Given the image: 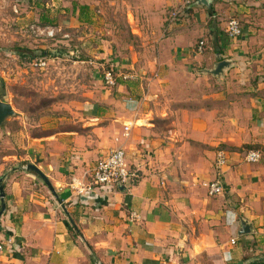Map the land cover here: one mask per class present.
Listing matches in <instances>:
<instances>
[{
	"label": "crops",
	"instance_id": "0c3cea01",
	"mask_svg": "<svg viewBox=\"0 0 264 264\" xmlns=\"http://www.w3.org/2000/svg\"><path fill=\"white\" fill-rule=\"evenodd\" d=\"M154 1L158 8L166 2ZM256 1L210 0L212 11L194 5L172 24L170 17L162 21L158 30L167 34L159 42L160 61L145 70L152 72L148 91L121 82L130 95L117 100L124 108L112 114L86 102V118L96 136L67 130L66 162L55 156L36 164L61 202L38 174L16 167L5 181L7 207L0 219V243L10 237L15 243L0 253V264H264L262 165L247 163L244 155L230 156L218 168L224 192L210 196L206 183L216 177L213 146L205 138L207 125L199 127L193 119L209 110L179 105L178 97L168 93L183 85L187 69L180 63L199 60L198 54L191 60L195 47H183L185 41L217 33L212 18L245 11ZM180 2L172 0L174 6ZM166 56L177 60L165 63ZM129 122L133 125L126 136ZM117 146L125 147L137 172L131 183L89 196L75 194L71 178L82 176ZM133 211L139 214L135 221ZM243 220L251 224L248 233H241Z\"/></svg>",
	"mask_w": 264,
	"mask_h": 264
},
{
	"label": "rangeland",
	"instance_id": "374dc122",
	"mask_svg": "<svg viewBox=\"0 0 264 264\" xmlns=\"http://www.w3.org/2000/svg\"><path fill=\"white\" fill-rule=\"evenodd\" d=\"M156 4L154 0H0V101L12 104L16 112L0 125V176L16 167L26 171L27 164L49 162L55 156L66 162L67 130L94 138L86 102L112 114L124 108V102L117 100L130 95L121 82H129L134 91L147 90L152 72L145 70L160 61L159 42L167 34L158 29L180 5L174 6L172 0L163 1L161 8ZM82 5L89 6L84 14ZM246 8L212 18L217 33L188 37L183 47H195L191 60L197 54L199 60L180 63L187 69L180 79L183 85L168 93L178 97L179 105L207 107V114H195L193 119L197 126L208 127L205 138L213 146V160L219 149L226 150L229 158H243L251 148L262 150L258 163L264 181V0ZM231 17L239 19L244 29L237 39L226 35ZM36 26L58 31L53 37L39 35ZM201 40L205 45L200 53L196 46ZM222 60L230 63L221 74L207 72ZM107 71H113L115 84L105 83ZM214 167L222 179L215 161Z\"/></svg>",
	"mask_w": 264,
	"mask_h": 264
},
{
	"label": "built area",
	"instance_id": "2783aa9c",
	"mask_svg": "<svg viewBox=\"0 0 264 264\" xmlns=\"http://www.w3.org/2000/svg\"><path fill=\"white\" fill-rule=\"evenodd\" d=\"M197 0H181L180 5L172 13L170 23L172 24L177 20L178 15L186 8L194 5ZM37 32L40 34L53 37L57 34L58 28L46 26H36ZM244 33V29L239 19L231 17L227 21L226 35L231 39H237ZM68 36V34H66ZM205 42L201 40L197 46L196 51L202 52ZM125 79L132 76H124ZM105 83L113 85L116 82L113 71H107L104 76ZM137 122V121H136ZM133 123L124 124V134L129 135ZM263 157V152L260 149H249L244 159L247 163H258ZM229 156L224 149H219L216 155V166L221 169L228 162ZM137 176L128 161L127 150L123 146H117L109 150V152L99 159L96 164L85 170L80 177L73 176L71 178L70 186L73 188L77 195H92L96 190L111 191L113 188H120L128 186L131 181ZM206 188L210 196H217L224 192V184L220 176H217L206 183ZM132 221L139 218V214L135 211L130 216ZM15 243L13 237L0 243V253L6 248H12ZM235 243V240L233 241Z\"/></svg>",
	"mask_w": 264,
	"mask_h": 264
},
{
	"label": "water",
	"instance_id": "95a60500",
	"mask_svg": "<svg viewBox=\"0 0 264 264\" xmlns=\"http://www.w3.org/2000/svg\"><path fill=\"white\" fill-rule=\"evenodd\" d=\"M194 5L210 6L211 2H210V0H197ZM229 63L230 62L227 60H222V61L218 62L216 67L214 69L210 70V72L213 74L219 75L224 71V68L226 66H228ZM15 113L16 112H15L12 104L4 102V101H0V125L3 124L4 121H6L10 116H13ZM25 168L29 171H33L36 174H38L44 180V182L47 184V186L50 188V190L54 193V195L58 199V201L61 202L60 197L56 193V190H55L54 186L52 185L51 181L49 180L47 175L42 171V169L38 165H36L34 163H29L26 165ZM15 169L16 168H13L9 172H6L2 176H0V202H1L0 219H1V216L4 214V212L6 211V207H7L6 200H5V197H6L5 181L9 175V173L14 172ZM63 207L65 208V205H63ZM67 214H68V217L71 220L72 224L76 227V224H75L74 220L72 219V217L70 216V214L68 213V211H67ZM251 229H252L251 224H249L243 220L241 233H248L251 231ZM99 264H102V263H99Z\"/></svg>",
	"mask_w": 264,
	"mask_h": 264
},
{
	"label": "trees",
	"instance_id": "16d2710c",
	"mask_svg": "<svg viewBox=\"0 0 264 264\" xmlns=\"http://www.w3.org/2000/svg\"><path fill=\"white\" fill-rule=\"evenodd\" d=\"M76 5H77V4H76ZM76 5H75V8H77ZM204 6H206L207 9H209V10L212 11V6H211V5H210V6L204 5ZM88 8H89L88 5H82V6H80V13H82V14L86 13L85 11H86ZM193 8H194V6L192 5V6L188 7V8H186L185 11H190V12H192V11H193ZM43 53H45V52H43ZM32 58H33V57H32ZM251 149H257V148H251Z\"/></svg>",
	"mask_w": 264,
	"mask_h": 264
}]
</instances>
